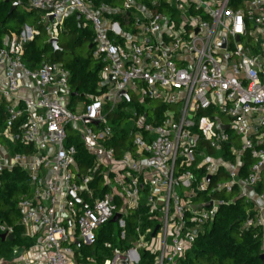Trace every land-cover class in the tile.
Segmentation results:
<instances>
[{
    "label": "built area",
    "instance_id": "built-area-1",
    "mask_svg": "<svg viewBox=\"0 0 264 264\" xmlns=\"http://www.w3.org/2000/svg\"><path fill=\"white\" fill-rule=\"evenodd\" d=\"M20 1L42 15L0 43L2 135L33 149L0 144V171L18 166L27 173L30 193L18 207L29 246L0 262L180 264L220 205L235 200L213 194L236 187L256 210L243 228L264 232V192L255 190L264 170V0H124L115 8L94 0ZM106 11L131 14L133 29ZM77 12L103 62L98 93L80 105L63 62L32 69L23 59L42 32L59 42L66 18ZM151 101L162 104L160 117ZM109 113L133 121H121L117 132ZM70 129L95 157L85 171ZM121 130L131 144L118 153L109 142ZM246 152L255 161L241 179ZM221 173L227 177L211 182ZM116 214L119 246H109L103 259L84 252ZM262 240L264 252V233Z\"/></svg>",
    "mask_w": 264,
    "mask_h": 264
},
{
    "label": "trees",
    "instance_id": "trees-1",
    "mask_svg": "<svg viewBox=\"0 0 264 264\" xmlns=\"http://www.w3.org/2000/svg\"><path fill=\"white\" fill-rule=\"evenodd\" d=\"M150 4L149 0H139ZM14 2H19L18 7L25 3L20 0H0V43L4 36L10 31H20L24 18L20 19L21 25L10 26V19L18 16V7L10 13L11 6ZM99 6L101 3L111 7L122 6L124 0H94ZM26 4V3H25ZM30 12L34 10L30 9ZM107 17L114 21L132 23V15L120 12H105ZM38 16L35 24L40 19ZM33 23V24H34ZM61 37L64 38L63 42ZM95 35L91 28L79 27L76 14H71L65 20L64 28L59 37V48L55 49L49 43L44 32L37 36L33 41L26 44L23 59L29 68L35 69L43 62H63L64 66L70 70L71 77L69 83L73 92L77 94L72 97L75 101H88L90 95L98 93L99 71L103 62L93 56ZM91 45V47H90ZM72 55L66 59L65 55ZM118 114V115H117ZM112 114L110 119L113 127L118 132L120 122L124 117L122 114ZM6 122V111L3 104H0V133L4 129ZM15 131L19 129L15 128ZM3 137V136H2ZM70 143H74L77 149L76 159L80 169L85 171L95 164V157L86 148L84 142L75 134H70ZM131 142L129 136L121 130L116 138H113L109 145H114L118 153L121 148H129ZM32 146H22L21 144L13 145V152H31ZM227 157V156H226ZM255 161L249 152L245 153L243 166L240 169L239 176L244 179L249 173L250 166ZM225 173L213 176L211 182L225 179ZM255 190L257 193L264 192V170L261 180L257 183ZM30 193L27 173L18 166L12 169L3 168L0 171V257L6 258L9 253L19 246L28 248L29 241L23 237L24 228L20 224L21 211L18 207L20 198ZM237 187L233 193H214V197L228 200L237 194ZM251 215L256 213L251 202H247L245 197L238 195L233 202L223 203L220 205L215 218L204 225V230L199 234L180 264H197L199 257L205 258L209 264H264L260 257L262 253L263 229L261 227L243 228V222L246 219L247 212ZM133 219L130 220L132 225ZM4 225L12 229L14 240L3 239L1 230ZM121 243L117 237V227L112 221L102 226L95 239V245L91 248L84 247V252L94 253L96 257L103 259L111 254L110 247L119 246ZM110 246V247H109ZM148 253H146L147 255ZM145 255V254H144ZM145 255V256H146ZM153 257H150V262Z\"/></svg>",
    "mask_w": 264,
    "mask_h": 264
},
{
    "label": "rangeland",
    "instance_id": "rangeland-1",
    "mask_svg": "<svg viewBox=\"0 0 264 264\" xmlns=\"http://www.w3.org/2000/svg\"><path fill=\"white\" fill-rule=\"evenodd\" d=\"M17 15L16 17L10 19V21L8 22V25L10 26H18V25H21V21L20 19L23 17L25 20V22L22 24V28L24 27L25 24H30L32 25L35 20L37 19L38 16H41L42 13L37 11V10H34V12H30V9L28 8V6L25 4V3H22L19 7H18V11H17ZM64 41V38L61 37V41L60 42H63ZM72 55H65L64 57L66 59H69ZM73 103H76L77 101H75L74 99L72 100ZM135 102V101H134ZM80 102H77L76 104H78ZM131 105H133V100L130 102ZM80 105V104H79ZM157 108L158 110V116L160 117V115H162V109H163V106L160 102L158 101H151L150 102V108ZM152 112V111H151ZM225 120L227 121V119L225 118ZM133 120H130V119H125L123 121V125L125 126H130L131 122ZM69 133L70 134H74L75 131L73 129H70L69 130ZM233 133V131H232ZM0 143L3 144L4 146H7V140L4 139V137L0 136ZM180 191H182V188H180ZM186 189H183V192H185ZM237 197V194H234V196L232 198H236ZM197 264H209V262L205 259V258H202V257H199L198 260H197ZM0 264H3L2 262H0Z\"/></svg>",
    "mask_w": 264,
    "mask_h": 264
},
{
    "label": "water",
    "instance_id": "water-1",
    "mask_svg": "<svg viewBox=\"0 0 264 264\" xmlns=\"http://www.w3.org/2000/svg\"><path fill=\"white\" fill-rule=\"evenodd\" d=\"M19 5V2H14L11 6V9H10V13H12ZM76 17H77V20H78V26L81 27V14L79 12L76 13ZM49 43L52 44V46L55 48V49H58L59 48V42H58V39L56 38H52L49 40ZM91 47V45H90ZM113 79V76L111 77ZM77 93L76 92H73L72 95H76ZM120 95H125V96H128L127 92L126 91H123L120 93ZM85 122L86 123H90V124H95L97 125L98 122L94 119H91V118H86L85 119ZM226 128H228V126H225ZM257 128V126H256ZM211 176H208V179H210ZM80 199L77 198V201H79ZM211 203H209L207 206H209ZM119 217V214H116L113 219H112V222H115L117 220V218ZM158 228V226L156 227V229ZM156 231V230H155ZM155 231L153 232V234H155ZM2 238L3 239H9V240H14V234L13 233H3L2 235ZM24 247L23 246H19L15 249H13L9 255L4 258L6 261H12L13 259H16L18 257H20L22 255V253L24 252ZM260 257L262 258V260H264V252L261 253Z\"/></svg>",
    "mask_w": 264,
    "mask_h": 264
},
{
    "label": "crops",
    "instance_id": "crops-1",
    "mask_svg": "<svg viewBox=\"0 0 264 264\" xmlns=\"http://www.w3.org/2000/svg\"><path fill=\"white\" fill-rule=\"evenodd\" d=\"M108 18H110V17H108ZM122 24H124V28H125V30L126 31H131L132 29H133V27H132V25H127V23L125 22V23H122ZM72 93H73V91H72ZM72 97H74V95H72ZM78 102V101H77ZM76 102V103H77ZM83 101H80V103H78L77 105H79V104H81ZM76 103H74V104H76ZM0 136H3L2 135V131H1V133H0ZM4 137V136H3ZM4 139H6L5 137H4ZM7 140V139H6ZM1 144V143H0ZM7 147H10V148H12V144L7 140ZM3 145V144H2Z\"/></svg>",
    "mask_w": 264,
    "mask_h": 264
}]
</instances>
